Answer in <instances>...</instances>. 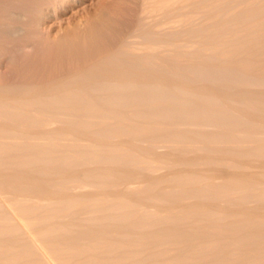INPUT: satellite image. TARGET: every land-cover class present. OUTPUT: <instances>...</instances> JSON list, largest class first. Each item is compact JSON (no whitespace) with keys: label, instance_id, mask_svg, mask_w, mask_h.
<instances>
[{"label":"bare ground","instance_id":"bare-ground-1","mask_svg":"<svg viewBox=\"0 0 264 264\" xmlns=\"http://www.w3.org/2000/svg\"><path fill=\"white\" fill-rule=\"evenodd\" d=\"M12 1L0 0L9 38L24 29ZM119 50L36 84L0 82V264H264V90L242 87L233 70L264 62V52L228 60L230 49V65L208 64L210 54L179 66ZM190 71L203 83L187 84ZM117 107L150 112L136 119ZM159 140L180 145L159 153Z\"/></svg>","mask_w":264,"mask_h":264},{"label":"rangeland","instance_id":"rangeland-1","mask_svg":"<svg viewBox=\"0 0 264 264\" xmlns=\"http://www.w3.org/2000/svg\"><path fill=\"white\" fill-rule=\"evenodd\" d=\"M33 1L34 0H13L11 2L12 10L14 9V11L20 13V11L16 10V9H19L22 7L21 9L24 10V11H22V16L24 15L25 17L21 16L20 18H18L20 20L19 23L22 22L20 24L21 26L19 25L17 18H14L13 16H11V18L9 20L11 23L19 25L22 29L23 28L24 29H23V31L21 30L19 32V34L17 33L18 35L15 34L16 36L14 35V37H13V35L12 36L9 35L10 38L7 36H4V35H3L4 37L2 35H0V82H2L3 85L15 84V82L20 83L21 81L23 82V83L21 82V84H30V83L36 84L39 81L43 82L46 80H50V78L53 79V77L56 78L57 76L58 77L62 76L65 73H68V71L70 72V71H73V69L81 67L82 65H84L89 60H93L95 58V56H97L98 52L101 53L103 51H109V50L112 51L114 49L115 50L121 49L119 51L121 52L122 57L125 56L124 59L127 60V58H128V61H133L135 58H138L137 56H139L140 58H149V57L154 58V56L155 57L158 56V58H155V59H158L159 61L165 60V62H167V61H170V59L171 60L175 59L176 61L178 60L177 63H179L178 64L179 66L187 65V63L190 64L192 60H193L192 62H196L195 59L197 60L199 57H203V56L205 58L207 56H210V54L212 55L211 58H209V57L205 58L206 62L209 60L210 63L208 62V64H212V65L213 64L214 65L227 64V65H230L231 61L228 62V61H224V60H227V58H229L228 52H230L232 50L234 53L230 56L231 58H229L228 60L236 59V58H237L236 60H239V59L244 58L246 56H251V58L253 60V57H255V56L258 57L259 54L262 53V51L264 52V15H263L264 14V12H263L264 11V0H249V1L248 0H215V1L214 0H207V1L206 0H194V1L193 0H174L176 2H174V1L172 2L171 0H169V2H167L166 0H165L166 2L164 0L163 1L162 0H156V1L155 0H109V1L108 0H74V2H73V0H67V1L66 0H64V1L63 0H51V1L50 0H47V1L46 0H35L34 2ZM116 1H118L120 3L116 2ZM211 1H213L215 3L217 2V3L215 4ZM47 3H49V4L47 5ZM163 3H165V6L163 5ZM167 3H169V4H167ZM236 3H238V4H236ZM23 4H25V5H23ZM151 4H153V5H151ZM157 4H159V5H157ZM160 4H162L164 7ZM170 4H172V5H170ZM210 4H212V5H210ZM192 5H194V6H192ZM112 6L115 8H113ZM224 7H226V8H224ZM5 8H7V7H4V9ZM27 8H28V11L31 9L30 12H28V13L25 11V9H27ZM150 8H152V10ZM234 9H235V11H234ZM245 9H246V11H245ZM39 11L41 13H43L44 15L39 13ZM99 11L103 12V13L107 12L108 14L101 13L104 17H102L103 20H101V17H99L100 19L98 22V19H97L98 17L96 18V16H102L99 14ZM218 11H219V13H218ZM25 12L27 13V15ZM109 12H112V13H109ZM240 12L243 14H240ZM23 13H25V14H23ZM260 13H262V14L260 15ZM39 14H41L43 17ZM97 14H99V15H97ZM162 14H164V15H162ZM197 14H198V16H196ZM93 15H95V16L93 17ZM187 15H189V16H187ZM217 15H219V16H217ZM26 16H28L27 19L23 20L22 18H26ZM37 16H41L42 18L40 19V17H37ZM247 16L250 18H248ZM33 17L34 18L37 17L36 19L39 21H37L36 19H33ZM223 17H224V19H223ZM12 18L17 20L16 21L17 23L15 22V20H12ZM104 18L105 19L107 18L105 20L106 22H103ZM227 18H228V20H227ZM259 18H260V20H259ZM261 18H263V20ZM192 19H194V20H192ZM256 19H257V22H256ZM27 20H28V22H27ZM33 20L37 22L36 30H35V26L33 25L36 22H34L32 25L30 23V22H33ZM100 20H101V22H100ZM210 20H212V21H210ZM239 21H240V23H239ZM201 22H202V24H201ZM226 22H228V23H226ZM23 23H25V24H23ZM28 23H29V25H28ZM109 23H111V24H109ZM196 24H198V25H196ZM252 25H253V27H252ZM29 26H32L34 28L29 27ZM204 26H205V28H204ZM229 26H231V27H229ZM241 26H242V28H241ZM173 27H175V28H173ZM76 28H79V29H76ZM185 28H187V29H185ZM174 29H176V30H174ZM74 30L76 31V33L72 32ZM78 30H80L81 32ZM91 30H92V32H91ZM21 32H22V34H21ZM77 32H79V34ZM238 32H240L241 36L239 35ZM252 32H254V33H252ZM71 33L74 35H71ZM229 33H231V34L229 35ZM28 34H29V36H28ZM199 34H201V35H199ZM253 34L257 35V36H254ZM155 35H157V36L155 37ZM80 36H83V37H80ZM163 36H164V38H163ZM5 37L7 38V40L5 39ZM236 37H238L239 39ZM241 37L243 40H240ZM246 38H249V39H246ZM3 39H4V41H3ZM193 39H194V41H193ZM205 41H207V42H205ZM237 41H238V44L240 47V49H238V50L236 49V48H238L237 47V45H238ZM122 42L124 43L123 45H122ZM167 42H168V44H167ZM248 42H249V44H248ZM196 43L199 46H197ZM242 43H244V44H242ZM232 44H234V46ZM240 44H242V45H240ZM177 45H178V47H177ZM180 45H182V46H180ZM243 45H245V46H243ZM16 46H18V48H16ZM210 46L212 48H210ZM12 47H14V48H12ZM128 47H131V48H128ZM164 47H165V49H164ZM227 47H228V49H227ZM232 47H234V48H232ZM172 48H175V50ZM15 49H17V51ZM125 49L127 52L125 51ZM189 49H193V50H189ZM208 49H210V50H208ZM218 49H220V50H218ZM230 49H232V50H230ZM13 50L16 51L15 54L13 53L14 52ZM172 50H174L175 52ZM214 50H217L219 53L217 51H214ZM241 50H242V52H241ZM255 50H257V52ZM9 51H11V52H9ZM124 51L126 52V54H124ZM205 51L208 53H205ZM225 51H227V52H225ZM252 51H254V52H252ZM129 52H131V53L133 52L131 56L134 59H132V58L130 59L128 57L131 54ZM210 52H212V53H210ZM222 52H223V54H222ZM154 53H157V54H154ZM255 53H256V55H255ZM213 54L215 57L213 56ZM215 54L219 57L221 56V58H219V61L215 60V58L218 59V57ZM18 55H20V56H18ZM176 55H177L178 59L175 58ZM193 55H194V58H193ZM126 56H127V58H126ZM164 56L167 59L163 58ZM168 56H169V58H168ZM189 56H190V58H189ZM159 57H160V59H159ZM213 59H214V61H212ZM180 61H181V63H180ZM244 64H246V63H244ZM253 64L254 63L249 62L248 66L243 65L240 69L241 71H239L237 68H235V69L232 68V69L234 71L237 70L236 72H238V74L237 73L236 74L238 76H240L242 78V80L244 81L243 82L244 84L242 87H245V88L248 87L247 89H252V90H260L261 89L260 91H263L264 90V78H263L264 62H258V63H255L254 65ZM13 65H16V66H13ZM249 65H250V67L252 65V67L250 68ZM258 65L259 66L261 65L260 67H258V70L261 69L260 71H258L256 68ZM248 67H249V69H248ZM258 72H260V73H258ZM62 73H64V74H62ZM231 73L232 74L234 73V75L228 73L227 75H230V76L232 75L231 77H228V78L235 79L237 75L235 74V72L231 71ZM252 73L256 74V75H254V76H256L255 77L256 79L255 78L250 79V77L253 76ZM247 74L248 75L250 74V75L248 76ZM185 75L183 78L188 82L187 84L191 83L192 85H195V84L203 83L202 78L197 77L195 75L194 71H190L187 74V76H188L187 79H186ZM223 75H225V73H223ZM257 75H259L261 77L258 78L259 76H257ZM11 76H13V77H11ZM248 77H249V79H248ZM224 78H226V77L224 76ZM222 79H223V76H222V78L218 77V80H222ZM24 80L25 81L28 80V83H26ZM248 80H250V81H248ZM4 82H6V83H4ZM248 82H249V84H248ZM219 83H221V82H219ZM256 86H257V89L255 88ZM121 89H123V88H121ZM177 96L180 97L181 93H179ZM138 97L140 98V96H138ZM138 97L136 99L138 102L139 101L141 102V100L144 99V98H142V99L140 98V100H138ZM177 100L179 101L180 106H181V104H185L182 106L187 105V102L184 99L182 101H181V99H176L175 101L178 102ZM145 105H148L147 107L149 108V110L152 109V107L151 108L149 107V102H147V104H145ZM130 108L127 110H122L119 107H117V111L121 110V111L126 112V114L127 113L130 114V112H128V111H131V110H132V113H133V111H134V113L136 112L135 111L136 108L135 109L134 108L130 109ZM148 108L144 107L145 110L147 109L146 110L147 113L149 111ZM252 108L257 110L255 107H252ZM142 109H143V107H142ZM142 109L140 111L142 112V115H143L145 110H142ZM259 110H260V108H259ZM139 112H138L139 117L136 116V119L141 118V112L140 113ZM228 120H230V118H228ZM232 123L233 122H231V121L229 122L230 125H232ZM211 127L213 128L214 126H210V125L207 126V128H209V129H211ZM235 139L233 141L236 142V144L238 146H241V147L244 145L246 146L249 143V141H248V143H247V141H238L239 140L238 137H236ZM172 141H174V140L162 141V142L160 140H159V142L156 141V144L154 143L155 144L154 148L156 147L157 150H156V148H155V150L159 153L169 152V150L174 148L173 145L176 147L178 145H180L179 142H177V141L172 142ZM169 142H172V143H169ZM175 142H177V144ZM199 144L200 143L198 142L197 145H199ZM164 145L165 146L167 145V146L165 147ZM249 145H250V143H249ZM157 146H159V147H157ZM199 146H202V144ZM170 147H172V148H170ZM160 148H161V150H160ZM163 167H165V168H163ZM163 167H162V165H161V167H160V165H158V167L156 165L154 168L156 170L152 169L153 171H156V172H153V173H157V174H159L160 172H161L160 174H164V172L167 173L168 167L167 168H166V166H163ZM134 180H135V182H134ZM134 180L132 179L131 182H129L130 184L128 183V185L133 186V187H135V186L139 187L141 185L140 183H144L141 179H139V180L134 179ZM140 180H141V182H138ZM218 180L219 179L216 178V181H218ZM84 187H82L83 190L84 189L85 190L90 189L89 186H84Z\"/></svg>","mask_w":264,"mask_h":264}]
</instances>
